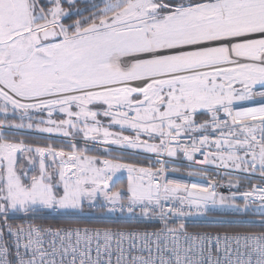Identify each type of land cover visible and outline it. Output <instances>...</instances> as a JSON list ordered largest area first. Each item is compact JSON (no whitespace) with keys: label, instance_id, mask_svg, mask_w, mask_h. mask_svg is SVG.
<instances>
[{"label":"snow or ice","instance_id":"obj_1","mask_svg":"<svg viewBox=\"0 0 264 264\" xmlns=\"http://www.w3.org/2000/svg\"><path fill=\"white\" fill-rule=\"evenodd\" d=\"M0 264H264V0H0Z\"/></svg>","mask_w":264,"mask_h":264}]
</instances>
